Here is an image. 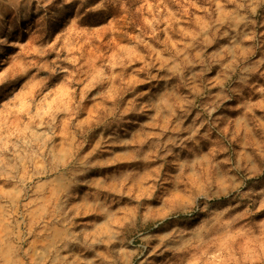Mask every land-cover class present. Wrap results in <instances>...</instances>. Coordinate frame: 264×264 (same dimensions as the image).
<instances>
[{
    "label": "rangeland",
    "instance_id": "374dc122",
    "mask_svg": "<svg viewBox=\"0 0 264 264\" xmlns=\"http://www.w3.org/2000/svg\"><path fill=\"white\" fill-rule=\"evenodd\" d=\"M0 264H264V0H0Z\"/></svg>",
    "mask_w": 264,
    "mask_h": 264
}]
</instances>
